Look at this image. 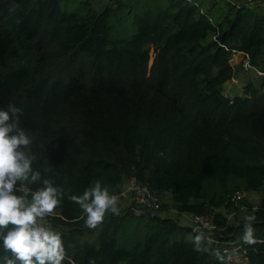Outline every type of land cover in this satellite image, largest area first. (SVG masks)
I'll use <instances>...</instances> for the list:
<instances>
[{
    "label": "trees",
    "instance_id": "1",
    "mask_svg": "<svg viewBox=\"0 0 264 264\" xmlns=\"http://www.w3.org/2000/svg\"><path fill=\"white\" fill-rule=\"evenodd\" d=\"M245 59L264 74V0H111L100 11L0 0V106L22 109L34 166L65 191L46 219L61 229L63 264H264V92L223 94ZM131 173L177 215L212 214L216 230L195 232L163 203L150 220L130 205L81 243L85 214L70 196L97 180L119 195ZM238 190L258 202H233Z\"/></svg>",
    "mask_w": 264,
    "mask_h": 264
},
{
    "label": "clouds",
    "instance_id": "2",
    "mask_svg": "<svg viewBox=\"0 0 264 264\" xmlns=\"http://www.w3.org/2000/svg\"><path fill=\"white\" fill-rule=\"evenodd\" d=\"M21 115L14 103L0 106V264H63L67 255L63 235L46 219L56 215L65 191L34 166L33 135L22 126ZM25 183L36 185L30 195L21 194ZM70 199L82 209L88 228L120 212L118 196L99 180ZM247 227L250 236L251 225Z\"/></svg>",
    "mask_w": 264,
    "mask_h": 264
},
{
    "label": "rangeland",
    "instance_id": "3",
    "mask_svg": "<svg viewBox=\"0 0 264 264\" xmlns=\"http://www.w3.org/2000/svg\"><path fill=\"white\" fill-rule=\"evenodd\" d=\"M92 5L93 8L97 11H100L101 9H103L105 6H108L111 4V0H89ZM262 72L260 68H255L251 65V68L248 69L247 71L244 72H240V74L234 78L233 80L227 82L224 87H223V94L225 96H228L229 98H232L233 96L239 95V96H244V88L245 86L250 83L252 84L254 87L258 88L260 91L264 92V87L262 86ZM127 179L125 178L123 181V185L121 188V192L118 196L119 201H120V211L125 210L126 208H128L130 206V199H129V195L125 193V188H126V183H127ZM21 193L24 195H28L29 194V190L26 188H22L21 189ZM260 197V193H249L247 195L246 198H244L241 202L246 206L247 204H256L259 200ZM161 203L166 204L167 205V210L165 212H162V215L165 216H169V217H173L176 219H180L181 222L183 223H188L191 224V216L189 214H183V215H177L176 211L172 208V200L170 195H167L163 198H161ZM229 222L231 224H236L237 222H239V220L242 219V214L238 213V214H232L228 216ZM129 222H131V224L136 223V219L135 218H130ZM57 231L61 232V229L59 228H54ZM100 231V228H98L97 230H95V232H90V229L87 228L85 230H83V235L80 239L81 243H86V242H93L96 237L98 236ZM242 263L244 261H242V259L239 261V263ZM236 262V264H239Z\"/></svg>",
    "mask_w": 264,
    "mask_h": 264
},
{
    "label": "built area",
    "instance_id": "4",
    "mask_svg": "<svg viewBox=\"0 0 264 264\" xmlns=\"http://www.w3.org/2000/svg\"><path fill=\"white\" fill-rule=\"evenodd\" d=\"M248 1L250 2L251 0ZM242 66L244 71L251 68L247 59L244 60ZM261 75L264 76L263 73ZM125 193L129 195L130 205L133 206L135 211L140 210L151 212L154 215L160 209L161 198L152 192L147 182L139 181L134 173H131L127 179ZM247 195L248 193L246 191L238 190L234 193L232 201H242L247 197ZM190 226L195 230V232L207 235H211L216 230L214 216L208 212L192 215Z\"/></svg>",
    "mask_w": 264,
    "mask_h": 264
},
{
    "label": "crops",
    "instance_id": "5",
    "mask_svg": "<svg viewBox=\"0 0 264 264\" xmlns=\"http://www.w3.org/2000/svg\"><path fill=\"white\" fill-rule=\"evenodd\" d=\"M228 97V96H227ZM234 97V96H233ZM130 201V200H129ZM179 221H180V219H178ZM181 222V221H180ZM181 224H185V225H190V224H188V223H183V222H181ZM242 259V261H244V262H240L239 263V261ZM236 262L237 263H239V264H248V262H247V260H246V258L244 257V256H239V257H235V258H231V259H229V261L227 262V264H236Z\"/></svg>",
    "mask_w": 264,
    "mask_h": 264
},
{
    "label": "water",
    "instance_id": "6",
    "mask_svg": "<svg viewBox=\"0 0 264 264\" xmlns=\"http://www.w3.org/2000/svg\"><path fill=\"white\" fill-rule=\"evenodd\" d=\"M134 215L136 217H143L147 220H150L153 218V214L151 212H145V211H140V210L135 211Z\"/></svg>",
    "mask_w": 264,
    "mask_h": 264
}]
</instances>
